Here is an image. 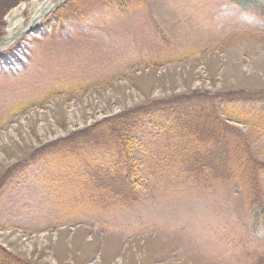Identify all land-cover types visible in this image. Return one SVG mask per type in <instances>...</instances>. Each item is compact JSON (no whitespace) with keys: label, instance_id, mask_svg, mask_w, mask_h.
<instances>
[{"label":"rangeland","instance_id":"1","mask_svg":"<svg viewBox=\"0 0 264 264\" xmlns=\"http://www.w3.org/2000/svg\"><path fill=\"white\" fill-rule=\"evenodd\" d=\"M40 2L0 0V264H264V0Z\"/></svg>","mask_w":264,"mask_h":264},{"label":"bare ground","instance_id":"2","mask_svg":"<svg viewBox=\"0 0 264 264\" xmlns=\"http://www.w3.org/2000/svg\"><path fill=\"white\" fill-rule=\"evenodd\" d=\"M52 6L53 0H42V2L40 3H33L31 10L33 12L34 18H32L35 19L40 16L41 19V15H43L45 12L50 11L52 9ZM19 15L20 10H15L12 15L9 16L8 37L5 40V44H9L13 37H17V35L20 34L19 31L22 26V21L21 19H19Z\"/></svg>","mask_w":264,"mask_h":264},{"label":"trees","instance_id":"3","mask_svg":"<svg viewBox=\"0 0 264 264\" xmlns=\"http://www.w3.org/2000/svg\"><path fill=\"white\" fill-rule=\"evenodd\" d=\"M214 121L216 122V119H214ZM207 122H208V121H207ZM209 123H210V122H208V124H209ZM132 173L136 175V174H137L136 169H133V170H132ZM135 175H134V176H135Z\"/></svg>","mask_w":264,"mask_h":264}]
</instances>
